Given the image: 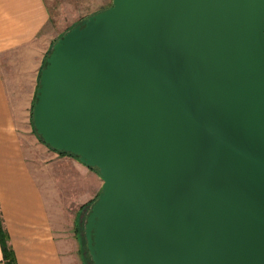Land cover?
<instances>
[{"label":"water","instance_id":"obj_1","mask_svg":"<svg viewBox=\"0 0 264 264\" xmlns=\"http://www.w3.org/2000/svg\"><path fill=\"white\" fill-rule=\"evenodd\" d=\"M31 124L102 182L90 264H264V0H111L51 45Z\"/></svg>","mask_w":264,"mask_h":264},{"label":"crops","instance_id":"obj_2","mask_svg":"<svg viewBox=\"0 0 264 264\" xmlns=\"http://www.w3.org/2000/svg\"><path fill=\"white\" fill-rule=\"evenodd\" d=\"M49 21V9L44 0H0V214L17 264H66V259L69 261L66 244L58 233L59 213H56L55 224L45 200L47 192L56 209L57 190L35 167L29 148H25L19 131L22 114L18 118L14 112L7 85L10 86L12 79L7 64H16L9 61L11 56L32 46ZM53 154L59 158L57 165L65 169L62 175L69 185H79L69 171L81 172L87 167L70 156H60L54 151ZM0 264H3L1 248Z\"/></svg>","mask_w":264,"mask_h":264},{"label":"rangeland","instance_id":"obj_3","mask_svg":"<svg viewBox=\"0 0 264 264\" xmlns=\"http://www.w3.org/2000/svg\"><path fill=\"white\" fill-rule=\"evenodd\" d=\"M44 2L50 14L48 26L32 46L17 52L16 56H11L9 61H15V66L14 63L6 62L12 75L10 86L7 83L10 87L9 97L18 118L22 114L23 121L19 125V131L25 140V148H29L35 167L47 176L52 188L57 190L55 191L57 211L47 192L45 200L55 224L58 215V233L66 244V253L69 257V261L66 259V264L69 262L90 264L81 240L83 231L80 230L83 228L89 205L99 193L102 182L96 172L82 168L81 172L69 171L79 181V185H69L62 175L65 169L57 165L60 162L59 158L54 157L53 151L40 141L33 130L31 107L38 73L51 43L81 19L109 7L111 0H44Z\"/></svg>","mask_w":264,"mask_h":264},{"label":"trees","instance_id":"obj_4","mask_svg":"<svg viewBox=\"0 0 264 264\" xmlns=\"http://www.w3.org/2000/svg\"><path fill=\"white\" fill-rule=\"evenodd\" d=\"M76 24V23H75ZM74 24V25H75ZM73 25V26H74ZM73 26H71L69 29H71ZM69 29H67V30H69ZM66 30V31H67ZM65 31V32H66ZM64 32V33H65ZM64 33H62V35L64 34ZM62 35H60L58 38H60ZM57 38V39H58ZM57 39H55L52 43H51V45L57 40ZM51 47V46H50ZM45 57H46V55H45ZM45 57H44V59H43V61H42V65H41V67H40V70H41V68L43 67V65H44V61H45ZM40 70H39V73H40ZM39 73H38V79H39ZM38 79H37V82H38ZM34 97H35V95H34ZM33 103H34V98H33V101H32V105H33ZM32 108V107H31ZM55 152V151H54ZM58 155H60V156H70V155H65V154H63V153H60V152H56ZM71 157V156H70ZM89 169V168H88ZM89 170H91V171H94V169H89ZM95 172V171H94ZM95 200V199H94ZM93 200V201H94ZM92 201V202H93ZM91 202V203H92ZM90 203V204H91ZM80 231H82V230H80ZM82 242H83V245H84V250L86 251V248H85V241H84V239H83V237H82ZM0 248H1V253H2V261H3V264H17V262H16V258H15V254H14V252H13V249H12V247H11V245H10V243H9V236H8V234H7V231L5 230V227H4V224H3V219H2V216H1V214H0ZM86 256H87V259L89 260V256H88V253H87V251H86Z\"/></svg>","mask_w":264,"mask_h":264}]
</instances>
